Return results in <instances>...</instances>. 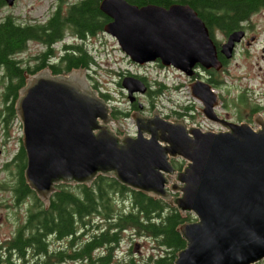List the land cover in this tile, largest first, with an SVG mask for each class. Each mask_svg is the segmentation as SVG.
<instances>
[{
  "label": "water",
  "instance_id": "obj_1",
  "mask_svg": "<svg viewBox=\"0 0 264 264\" xmlns=\"http://www.w3.org/2000/svg\"><path fill=\"white\" fill-rule=\"evenodd\" d=\"M7 1L11 5L13 0ZM99 9L110 19L104 33L132 63L159 61L187 77L197 65L221 67L207 27L188 5L137 7L125 0H102ZM243 36V31L229 34L221 46L226 59ZM86 83L80 72L53 76L45 71L28 76L17 99L24 179L44 207L61 184L89 186L100 175L111 177L194 216V222L177 229L186 247L174 264L263 261V117L255 116L256 129L220 120L214 112L218 95L210 84L197 80L187 91L203 107L193 109L227 131H201L184 120L166 121L157 112L151 117L134 112L136 136L118 137L110 128V107ZM121 85L131 103L134 92L146 90L130 77ZM172 159L184 161V168L176 170Z\"/></svg>",
  "mask_w": 264,
  "mask_h": 264
},
{
  "label": "trees",
  "instance_id": "obj_2",
  "mask_svg": "<svg viewBox=\"0 0 264 264\" xmlns=\"http://www.w3.org/2000/svg\"><path fill=\"white\" fill-rule=\"evenodd\" d=\"M125 1L137 7L155 5L169 8L176 4L188 5L203 21L215 44H219L215 32L227 35L244 29L243 25L252 15L264 10V0ZM100 2L101 0H83L65 10V19L60 13L55 15V31L59 27L62 31L65 27V36H73L82 44L65 45V56H58L59 60L53 64L51 74L66 75L92 67L94 60L84 48L83 42L89 37L102 34L104 27L110 22L99 9ZM29 32L30 30L17 28L10 17L0 21V56H15L23 51ZM210 77L208 82L214 88H220L223 82L221 76ZM137 78L144 79L141 76ZM155 85L158 88L147 93L152 100V108L153 100L166 90L165 85L160 82H155ZM21 86V89L25 86L23 77ZM246 93L245 89L244 97ZM18 96L19 93L14 101ZM245 104L243 102L244 106ZM131 108L135 109L134 105ZM184 109L187 111L190 108ZM260 109L256 106L252 108V112L257 113ZM173 114L179 118L185 116L177 112ZM111 116L112 119L122 120L129 117V112L112 110ZM234 118L237 121L244 120L239 112H234ZM20 157L21 181L17 187L22 199L20 204L29 198V209L24 224L17 228L14 237L0 244V264H174L177 254L186 247V241L177 229L182 224L195 221L192 214H183L161 198L132 190L111 177L100 175L89 186L61 184L51 195L48 208L44 209L36 194L26 184L24 175L22 177L25 168L23 148ZM173 164L176 169L182 166L179 161H173ZM126 233L150 239L153 249L157 251L142 260L131 256L123 262H117V247ZM51 240L64 241L65 245L52 249L49 246ZM29 257L32 258L31 263L28 261ZM257 264H264V260Z\"/></svg>",
  "mask_w": 264,
  "mask_h": 264
},
{
  "label": "rangeland",
  "instance_id": "obj_3",
  "mask_svg": "<svg viewBox=\"0 0 264 264\" xmlns=\"http://www.w3.org/2000/svg\"><path fill=\"white\" fill-rule=\"evenodd\" d=\"M30 1L32 7L27 10ZM56 2L57 0H21L12 8L1 6L0 21L10 17L14 21L20 18V23L22 24L28 23L29 19L38 16L43 9L37 3H43L44 7H52V10H54L58 7ZM67 8L65 6V10ZM26 10L27 12L24 13ZM244 26L248 31L246 39L251 42V45H242L234 50V55L227 63L226 72L221 75L223 82L219 81L222 83L220 84L221 87L216 89V93L219 94L220 101L228 109L224 110L223 106L218 108L219 116H228L235 119L234 112H239L241 118L247 121L255 116L256 112H252V108L256 106L261 108L258 113H261L264 117V10L258 11L251 16ZM217 37L222 39L221 34H217ZM250 37L252 38L251 40L249 39ZM87 45L92 55L102 59L101 65L98 67L92 65L90 70L85 73L86 86L97 85L100 90L110 94L112 97L111 104L115 108L121 111L128 110V100L122 88L118 86V82L127 77L128 72H137L136 75H142L147 78L153 90L158 88L155 82L165 85L166 90L153 100V104L161 118L167 119L169 116L179 118L173 114V112H177L185 114L186 117L183 119L193 123L195 126L201 125L206 128L214 126V124L207 122L201 113L193 109H197L200 105L189 98L187 88L189 87L190 79L179 71L168 67L160 68L158 63L136 66L129 62L123 53L119 52L114 39L105 34H98L97 37L88 39ZM34 47H36L34 44L29 43L28 49L20 56L31 57ZM80 74L84 75V73ZM166 76H169L167 80H165ZM176 84L182 87L174 90L173 87ZM245 89L253 93H246V97H244ZM257 94L260 95L258 96ZM149 97L148 95H139V101L143 105H147L150 110L152 108L150 105L152 100ZM242 101L246 102L245 106ZM186 107L190 109L185 111L184 108ZM117 121L121 122L122 126L120 128L122 130L128 129L130 122L121 119ZM11 173V177H13V171ZM1 177L2 175L0 174V179ZM3 186L4 181H0V244H4L13 238L17 228L24 224L30 203L29 200L19 206L13 205L9 194L1 192ZM63 245H65L64 241H49V246L52 249L62 248ZM155 251L157 250L153 249V243L150 239L130 236L126 233L117 247L116 261L123 262L131 256H135L137 260H142ZM31 259V257L28 258L29 263H31Z\"/></svg>",
  "mask_w": 264,
  "mask_h": 264
},
{
  "label": "flooded vegetation",
  "instance_id": "obj_4",
  "mask_svg": "<svg viewBox=\"0 0 264 264\" xmlns=\"http://www.w3.org/2000/svg\"><path fill=\"white\" fill-rule=\"evenodd\" d=\"M19 1L21 0H15L13 7ZM78 1L80 0H68L67 4H74ZM56 4L58 7L52 10V7H44L43 3H37V5L43 9L38 16L29 19L28 23H20V18L17 21L13 20V23L17 28L30 30L28 33L29 37L25 39V47L27 50V45L29 43L36 46L32 49L33 54L30 55L31 57L20 56L24 51L17 56H0V174L2 175L0 181H4V186L1 192L9 194V197H11V203L16 206H19L22 200L17 187L21 181L22 158L20 157V154L22 149V126L16 115L15 105L17 100L14 101V99L22 87V77L26 84L27 76L31 75L30 73L36 74L47 70L51 73L53 64H56L59 60V57L56 58L55 56H65V27L62 31L60 27L55 31L54 21V17L57 13H60L62 18L65 19V0H57ZM0 5L6 6L5 0H0ZM31 7L32 3L30 1L27 10ZM27 10L24 13H26ZM244 33L245 35L243 39L238 45H236V48L242 45H251V42L246 39L248 36V31L246 29ZM217 34H221L222 39H219ZM228 36L229 34L224 35L218 31L215 32V38L220 40V43L215 44V46L217 49V57L221 62V68L218 70H204L197 66L195 68V76L197 78L204 77L203 80L207 82L210 80V75L218 76L223 75L226 72V63L229 60L225 59L224 55L221 53V45L227 41ZM249 39L251 40L252 38L250 37ZM223 61H226V63ZM141 82L148 90L150 84L147 79L145 78ZM135 97L136 101L134 104L136 110H143L146 106L140 108L139 97ZM145 109H147V107ZM223 118L234 123H241L244 121H237L228 116H223ZM24 170L25 168L23 169L22 177ZM11 171H13V177H11ZM28 201L29 198L24 199L25 203Z\"/></svg>",
  "mask_w": 264,
  "mask_h": 264
}]
</instances>
